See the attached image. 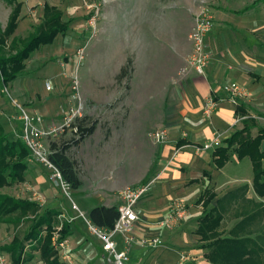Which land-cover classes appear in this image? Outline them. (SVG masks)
Wrapping results in <instances>:
<instances>
[{"label": "crops", "instance_id": "crops-1", "mask_svg": "<svg viewBox=\"0 0 264 264\" xmlns=\"http://www.w3.org/2000/svg\"><path fill=\"white\" fill-rule=\"evenodd\" d=\"M123 1L126 3L124 4ZM211 1L220 2V0ZM229 1L233 4L228 10L215 7L217 23L214 17L215 24L206 39L212 58L204 77L192 71L183 78L179 76V65L171 74L163 76L162 73L161 77H157V70L159 67L163 68L166 62L163 60L167 55L164 48H170L171 37L174 36V41L182 39L185 44V47L181 49L177 43L180 58L188 56L191 48L189 49L187 39L195 16L201 5H204L210 13L211 10L209 11L207 4L202 3V0H122L119 3V14L123 12L124 15L123 29L122 19L120 18L119 21V59L124 60L125 64L129 56L136 71L143 64L142 53L130 37L135 35V31L141 24L145 25V30L149 34H152L153 24L160 21L161 30L155 33V36L148 35L144 39L158 51L155 52L152 49V52L147 53V60H150L149 55H151L150 64L154 67L149 69L146 64V79L145 77L142 79H145L147 83L156 84L157 90L163 96L161 97L164 105L162 115L165 119L162 124L166 127L168 135L165 143L157 144L155 166L151 167L146 174V178L153 177L148 183L150 184L148 191L151 188L154 190L147 192L148 194H145L146 196L144 195L137 204L135 211L138 221L133 227V236L136 240L140 242L143 239H157L159 245L150 248L137 243L127 249L122 236L117 235L116 248L119 251L128 250V264H211L204 257L206 252L202 248L204 243L196 230L199 220L214 209H217L223 218L218 229V233L223 238L229 236L257 238L262 234L259 229H264V215L262 219L257 218L235 228L243 218L255 212V204H264L253 191L250 162L243 164L245 159L239 161L234 155L222 169H216L212 162L213 151L223 147L224 140L230 138L236 131L235 120L239 117L244 118L236 113L237 107L242 104L246 113L251 116L249 105L252 102L258 104L264 101V0H227V4ZM238 5H243V9L237 10L234 6ZM138 16H144V19H137ZM30 20L32 19H24V23H27L29 28L32 27ZM125 20H129L128 25ZM134 20L137 22L135 23ZM22 23L21 20L18 29ZM64 45L68 47L69 43L65 40ZM155 53L162 58L157 63L153 61ZM137 76L134 70L132 74L134 81H140V75ZM231 83H237L243 89V97L238 102V106H234L228 100V94L224 91V87ZM166 89H170L169 96ZM211 96L219 100V103L211 117L205 118L202 114V106ZM168 97L174 101L177 100L179 105H172V107L167 105L165 108ZM5 101L6 99L0 96V108L4 107ZM33 106L31 109H25L38 112ZM142 113L144 116L150 114L147 111ZM142 113L133 114L137 116ZM17 122H15L16 128L20 126L19 122V126L16 125ZM96 133L97 128L79 146L92 139ZM105 133L100 137V141L110 139V133ZM205 145L209 146L207 150L203 149ZM48 173L40 165L29 163L27 171L24 172L27 179L19 182L21 185L18 189L25 196L26 193L34 191L31 192L33 196L36 194L38 201L46 205V209L58 211V217L64 213L68 218H75L69 223V235L65 239L67 252L72 258L71 264H111L106 259L99 241L98 249H96L83 237L84 229L78 224L76 213L71 208L67 210L58 202V192L50 185ZM79 176L82 182L81 187L108 192L104 198L103 206L105 207L120 206L122 204L120 193L129 188L128 186L110 188L109 186V190H106L102 186L103 181L99 185L97 178ZM237 191L239 194L236 201L232 199L221 201L229 193ZM206 192L213 198L204 207L203 201L198 204L195 200L201 196L205 197ZM28 196L30 195L27 194ZM28 199L34 201V199ZM174 203L187 206V217L176 228L167 230L157 223L168 214ZM57 204L58 207H56ZM91 209L84 214L85 218Z\"/></svg>", "mask_w": 264, "mask_h": 264}, {"label": "rangeland", "instance_id": "rangeland-1", "mask_svg": "<svg viewBox=\"0 0 264 264\" xmlns=\"http://www.w3.org/2000/svg\"><path fill=\"white\" fill-rule=\"evenodd\" d=\"M17 1L21 4L18 26L21 20L23 23L19 29L17 27L14 34L7 38L3 44V49L0 52V55H2L0 57L2 58H8V56L13 55L17 50L21 49L29 37L35 35L36 28L43 20L45 5L57 7L62 13L61 21L70 23V25L69 30L64 35H58L52 45L41 46L31 53L24 61L25 68L16 79L6 85H0V96L6 99L4 107L0 108V136H6L9 141L14 140V136H17L19 132L17 130L20 128V126L15 127L17 110L11 106L9 97L23 108L31 109L34 105L33 108L38 111L34 113L40 115L47 126L51 125V123L56 126L60 125L64 113L70 107L77 105V100L71 88L72 77L76 74L79 81L78 95L83 107L82 114L83 116H89L97 124V133L94 137L81 147L73 148L69 152V156L76 160L78 164L80 175L84 178H97L99 185L103 181L102 186L106 190H109V186L110 188H120L123 186L134 187L148 184L153 177L148 176L146 178V174L151 167L155 166L154 161L158 148L156 142L149 135L156 130H166V127L162 124L163 119H165L162 115V109H164L163 96L157 90L156 84L147 83L145 80L146 64L149 69L154 67V65L150 64L151 55H149L150 60H147V53L152 52V49L157 52L158 49H154L152 44L144 41V39L148 35L155 36V33L161 30L160 21L153 24L154 32L152 34H149L145 30V25L141 24L139 29L135 31V35L130 37L142 53L141 60L143 64L140 65L137 71L131 64L128 76L119 79L118 76L121 69L127 65L129 60L131 61L130 57L127 56V61L124 64V60L119 59L118 53L120 18L122 19V29L124 28L123 12L119 14V3L122 0ZM123 3L125 4L126 1H123ZM202 3L207 4L209 11L211 10L209 14H212V19L215 17V7L218 6L228 10L233 4L230 1L227 4V0H220V2L202 0ZM234 7L237 10L243 9V5ZM11 11V6L0 1V30L6 27ZM26 18L32 19L30 20L31 28L28 27L27 23H24ZM137 19L142 20L144 16H138ZM214 21L217 23L216 17ZM134 22L136 23L137 21L134 20ZM125 23L128 25L129 20H125ZM173 39L174 36L171 37L170 41L171 49L169 47L164 48V52L167 55L163 60L166 62L163 68L159 67V70H157V77H161L162 73L163 76L171 74L178 65L181 78L190 73L182 72V66L187 57L180 58L177 48V43L181 49L185 47V44L182 39L178 41ZM65 40L69 43L68 47L64 45ZM187 44L190 49L189 36ZM79 47H84L85 56L84 60L77 66L76 50ZM189 51L191 52V50ZM159 59L162 58H159L155 53L153 61L157 63ZM134 70L136 76L140 75V81H134V78H132ZM142 77H145V79H142ZM171 87H174V85H171ZM5 90L6 93L3 92ZM166 93L169 96L170 89H166ZM168 98L165 102V108L167 105L171 107L172 105H179L177 100L174 101L171 97ZM240 99L242 97L238 99V102ZM249 106L251 110L248 112L251 116L248 114L246 116L240 115L244 119L236 125V130L242 128L244 121H248L247 125L250 126L249 136H251L257 134V129L264 127V101L258 104L252 102ZM144 111L150 114L144 116V113H142ZM133 113L142 114L136 116ZM129 114L133 115L129 116ZM129 121L135 122V124ZM16 125L18 126V122ZM105 132L110 133V139L100 141V137L104 136ZM11 134L14 136L11 137ZM63 134H66V137L71 136L69 129L64 130ZM6 160L5 162L7 163L11 159L8 157ZM29 160L30 157L27 162L31 163ZM247 162L249 160L245 159L242 163L247 164ZM25 176L22 173L20 181L16 179L11 185L1 187L0 193L12 198L33 199L34 196L31 192L34 191L26 193L25 196L18 189V186L21 185H19V182H24L27 179ZM49 183L58 192V202L67 210L71 208L76 213L77 222L84 229L82 231L83 237L98 249V240L90 233L84 214L91 208L103 206L105 204L104 198L108 192L92 188L87 190L85 187H81L77 191L70 188L64 190L57 181H49ZM152 190L154 188H151L148 192ZM110 193L112 194L113 192ZM27 194L30 196L27 197ZM200 198H206V196L198 197L195 200L196 203L199 204ZM262 200L264 203V198ZM34 202L42 205L41 201L34 199ZM40 204L39 209H41L40 212L42 213L46 209V205L43 204L41 206ZM73 206L77 207V211L73 209ZM56 207H58V204ZM257 210L258 208L255 211ZM38 212V210L29 209L27 213L17 211L14 214L0 216V247L10 244L16 238L22 239L24 232L30 228ZM66 218L69 219L67 216ZM54 221L51 239L52 246L55 234H61L57 231L58 227H61L62 230L65 224L70 223L58 216L55 217ZM44 228L43 226L42 230ZM259 230L261 233L264 231L263 229ZM43 231L41 236L44 235ZM25 246L19 264H44L38 250H33L27 243H25ZM31 254L33 258L27 260V257ZM57 254L59 260H61L60 254L58 252ZM0 258H4L5 264H15L11 256L4 251H0Z\"/></svg>", "mask_w": 264, "mask_h": 264}, {"label": "trees", "instance_id": "trees-1", "mask_svg": "<svg viewBox=\"0 0 264 264\" xmlns=\"http://www.w3.org/2000/svg\"><path fill=\"white\" fill-rule=\"evenodd\" d=\"M0 1L12 7L6 27L0 30L1 52L7 38H10L18 27L21 4L17 0ZM61 18L62 13L57 7L44 6L43 20L36 28L35 35L29 37L21 49L13 55L8 56V58L0 57V85H6L17 78L25 68L24 61L31 53L41 46L52 45L58 35H64L69 30L70 23L62 22ZM131 64L132 62L129 60L127 65L121 69L119 79L128 76ZM236 113L241 116L247 115L242 104L237 107ZM247 122L244 121L242 128L224 140L223 147H218L213 151L212 162L216 169H222L233 155L239 161L248 159L252 166L253 191L257 197L262 199L264 198V127L257 129L256 135L249 136L250 126L247 125ZM96 127V122H93L88 116H83L75 119L69 128L71 136L66 137V134H62L48 142L50 151L48 159L60 172L62 180L72 190H78L82 182L78 164L69 156V152L91 136ZM74 128L76 134L73 133ZM10 136L13 137L14 135L11 134ZM8 157L11 160L6 163ZM29 157L30 151L20 138L14 136V140L9 141L6 136H0V188L11 185L16 179L19 181L22 179V173L27 171ZM238 194L239 191L229 193L221 201L227 199L236 201ZM204 196L206 199L200 198L198 202L203 201L205 207L213 196L209 195L208 192ZM255 205L258 210L243 218L235 228L257 218H263L264 208L261 209V204ZM39 208V204L32 200L12 198L0 193V216L14 214L17 211L27 213L29 209L39 211L30 228L24 232L23 238L20 240L16 238L10 244L1 246L0 251L9 254L15 264H19L24 247H26L25 243H27L33 250L39 251L44 264H68L59 260L57 251L51 243L54 219L59 215V212L45 209L41 213ZM118 215V207L97 206L88 212L87 219L98 228L111 230L118 219ZM222 219V215L217 209H214L206 213L198 222L196 233L204 243L202 248L206 250L205 259L211 264H264V231L262 236L257 238H240L238 236L223 238L218 233ZM43 226L45 227L44 231L42 230ZM69 230L70 225L65 224L60 232V240L67 239ZM42 231L44 232L43 236H41ZM32 258L31 254L27 260Z\"/></svg>", "mask_w": 264, "mask_h": 264}, {"label": "built area", "instance_id": "built-area-1", "mask_svg": "<svg viewBox=\"0 0 264 264\" xmlns=\"http://www.w3.org/2000/svg\"><path fill=\"white\" fill-rule=\"evenodd\" d=\"M213 29V19L204 5H201L198 14L195 17L194 24L189 34L191 42V52L187 56L182 66V72H195L201 77H204L205 70L207 69L212 53L208 48L206 38ZM85 51L84 47H79L76 50L77 66L84 60ZM78 68V67H77ZM72 91L77 100L75 107H70L62 116V122L56 126L51 123L47 126L44 119L34 112H31L16 101L9 97L10 104L17 110L16 121L20 123L19 132L17 137L20 138L30 151V162H36L42 166L48 173V179L51 182H59L62 189L67 190L68 185L62 180L60 172L49 161V141L55 139L63 134L64 130H68L75 119L83 117L82 103L80 101L79 81L76 74L72 77ZM224 91L228 94V100L234 105L238 106V99L243 97V89L237 83H231L224 87ZM6 93V90L3 91ZM219 100L209 97L202 106V114L205 118H210L215 109L217 108ZM244 118H237L234 122L237 125ZM76 134V129H73ZM150 138L156 144L165 143L168 135L166 130H156L151 133ZM209 148L208 145L203 146L204 150ZM200 150V149H198ZM150 184L141 185L137 187H129L124 189L121 193L122 204L118 206V219L116 220L111 230L98 228L90 223L87 218H84L88 225L90 233L100 242L103 252L106 254V259L111 264H128L129 255L128 248L134 244L155 248L159 245L157 239L141 240L140 242L133 236V227L138 221L135 208L139 201L148 192ZM35 200L38 196L34 194ZM73 209L77 211L76 206ZM187 206L182 203H174L168 214L162 218L157 224L167 230H172L179 226V224L187 217ZM61 219H66L68 222H73L75 218L67 219L64 214L60 215ZM77 218V217H76ZM57 231H61L58 227ZM122 236V240L127 249L119 251L116 248L115 237ZM54 249L60 254L61 260L71 264V256L67 252V241L60 240V234L56 233L53 242ZM184 259V257H182ZM4 258H0V264H5Z\"/></svg>", "mask_w": 264, "mask_h": 264}]
</instances>
